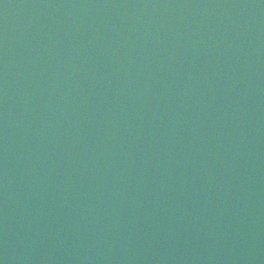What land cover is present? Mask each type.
<instances>
[{"label":"water","instance_id":"1","mask_svg":"<svg viewBox=\"0 0 264 264\" xmlns=\"http://www.w3.org/2000/svg\"><path fill=\"white\" fill-rule=\"evenodd\" d=\"M0 264H264V0H0Z\"/></svg>","mask_w":264,"mask_h":264}]
</instances>
